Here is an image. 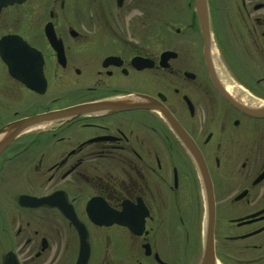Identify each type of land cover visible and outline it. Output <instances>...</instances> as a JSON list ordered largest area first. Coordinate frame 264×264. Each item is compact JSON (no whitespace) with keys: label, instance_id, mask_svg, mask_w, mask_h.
<instances>
[{"label":"flooded vegetation","instance_id":"af4514ba","mask_svg":"<svg viewBox=\"0 0 264 264\" xmlns=\"http://www.w3.org/2000/svg\"><path fill=\"white\" fill-rule=\"evenodd\" d=\"M208 2L209 52L194 0L0 7V130L93 105L21 135L0 157V264H77L84 243L87 264H180L169 242L178 233L189 234L188 251L201 245L190 262L201 264L210 215L205 177L213 185L214 264L252 260L264 249V117L221 92L226 76L264 101V0ZM6 36L13 38L3 47ZM20 167L46 187L7 192ZM55 193L84 234L59 208L18 203L22 194ZM124 214L127 225L105 223ZM133 243L144 260L132 259Z\"/></svg>","mask_w":264,"mask_h":264},{"label":"water","instance_id":"95a60500","mask_svg":"<svg viewBox=\"0 0 264 264\" xmlns=\"http://www.w3.org/2000/svg\"><path fill=\"white\" fill-rule=\"evenodd\" d=\"M14 0H0V7L3 5H7L9 2L12 3ZM19 2H22L23 0H17ZM196 1V7H197V14L198 19L200 23V27L202 30V34L204 37V41L206 43V51L209 52L208 46L210 45L212 33H211V25H210V15H209V9H208V0H195ZM49 32L51 30L49 29ZM55 37L52 36L50 39L53 43H57ZM8 40V37H5L3 39V44ZM55 46V45H54ZM55 47H58L57 45ZM206 52V54H207ZM209 54V53H208ZM207 54V55H208ZM213 73V79L216 85L219 87L220 84L217 80L216 75ZM221 92L226 96V98L232 102L237 108L244 111L245 113H248L249 115L257 116V117H264V107L254 109V108H248L245 105L235 101L225 90H221ZM93 105H79L70 107L67 109H63L60 111H54L49 112L45 114L35 115L31 117H27L24 119H20L18 121L12 122L11 124L7 125L5 128H3L0 131V135L2 137L0 138V154L6 149V147L15 139L17 138L23 131L31 128L35 124H38L40 122L48 121L53 118L58 117H64L73 115L75 113H79L80 111H85L88 108H91ZM205 183V191L207 196V206L208 211H210V215L208 216V230H207V239H206V248H205V256L203 258V261L201 264H214L215 261V251H214V241H213V225H214V215H213V209H214V196H213V186L211 179L209 177L204 178ZM51 198H43V199H37L34 197L23 195L20 197V202L24 205L32 204V203H42L44 201H50ZM70 217L73 220V222L78 226L80 229V233L84 234L85 230L83 229V225L79 222L78 218L74 213L69 211ZM87 249H89V245L87 243H84ZM82 264V263H79Z\"/></svg>","mask_w":264,"mask_h":264},{"label":"rangeland","instance_id":"374dc122","mask_svg":"<svg viewBox=\"0 0 264 264\" xmlns=\"http://www.w3.org/2000/svg\"><path fill=\"white\" fill-rule=\"evenodd\" d=\"M175 1H182V2H188L189 0H175ZM219 2V4L221 5V1L222 0H217ZM226 1H231V0H226ZM233 1V0H232ZM221 8V6H219ZM217 10H219L218 8H216ZM225 16V15H224ZM223 19V28H224V18L223 15L221 14V17L220 19ZM221 19V20H222ZM216 22V21H215ZM214 22V25H216L215 27H218L217 24H215ZM151 27V26H150ZM248 93V92H247ZM20 162V160H18ZM17 161V163L19 164V162ZM18 172H16L14 175H12L11 179H15V182H16V177H19V180L17 182L18 185H12L10 187V189L7 187V192L9 191H17V187L19 188L18 190H23V186L27 188V190H29V188H31V183H33L34 185H36L37 189L38 188H42V187H46L44 184H41L42 182H36V181H33L31 182L28 178L29 177H33V173L34 171L31 170V169H27V170H22L21 167L18 168ZM12 173V172H11ZM30 184V186H29ZM9 186V185H7ZM32 189V188H31ZM45 189V188H43ZM46 190V189H45ZM1 199H0V206H1ZM8 204V203H7ZM185 218H191V214H186L184 215ZM192 220H193V217H192ZM187 236H189L188 233H178V236L174 237V238H171L169 240L170 242V245H172V248L173 250H175L173 253V255L175 257H180V264H190L192 258L196 257V256H200V253H201V245H198L197 247L193 248V249H190L189 252L188 251V245H186L187 243H184V241H186V238ZM168 240L165 238L164 239V247L166 248L167 247V242ZM186 245V253H184V249L182 247H184ZM175 248V249H174ZM133 252L134 254L132 255V259L136 260H144V256L141 254V251H140V248H139V245L138 244H135L133 243ZM167 253V252H165ZM180 254V256H178ZM171 253L168 254V258L171 260V262L174 261V259L171 258ZM190 257V258H189ZM241 260H239L237 257H229L228 260L230 264H264V249L262 251H260V253H256L252 256V260H249V259H242V257H240ZM176 260L179 262V260L176 258Z\"/></svg>","mask_w":264,"mask_h":264},{"label":"bare ground","instance_id":"6f19581e","mask_svg":"<svg viewBox=\"0 0 264 264\" xmlns=\"http://www.w3.org/2000/svg\"><path fill=\"white\" fill-rule=\"evenodd\" d=\"M227 77H222V80L224 79V82L226 84V87L228 89V91L230 93H232L233 95H238L239 93V97H241V101L243 104L247 105V106H250L252 108H261V107H264V101H261V100H257L255 98H252L248 93H244L242 91V89L232 83H230L228 81V79H226ZM32 128H30L29 130H31ZM2 137V135H0V138Z\"/></svg>","mask_w":264,"mask_h":264}]
</instances>
